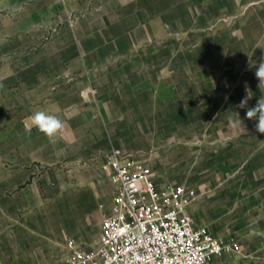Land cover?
I'll return each instance as SVG.
<instances>
[{
  "label": "crops",
  "instance_id": "obj_1",
  "mask_svg": "<svg viewBox=\"0 0 264 264\" xmlns=\"http://www.w3.org/2000/svg\"><path fill=\"white\" fill-rule=\"evenodd\" d=\"M85 1L71 0L72 8ZM60 2L0 0V264H65L67 239L97 243L112 205V185L85 161L116 146L115 72L121 77L130 64L111 55L130 54L131 48L111 52L82 43L99 37L88 25L90 13L76 29H56L67 14ZM244 2L218 0L217 5L237 9ZM262 6L253 21L264 25ZM87 85L98 91L86 97ZM38 110L64 122L56 143L36 128L26 131ZM261 139L245 144L251 153L235 161L234 175L193 180L197 197L189 210L195 224L240 243L239 251L215 255L212 264H264Z\"/></svg>",
  "mask_w": 264,
  "mask_h": 264
},
{
  "label": "rangeland",
  "instance_id": "obj_2",
  "mask_svg": "<svg viewBox=\"0 0 264 264\" xmlns=\"http://www.w3.org/2000/svg\"><path fill=\"white\" fill-rule=\"evenodd\" d=\"M60 1L67 14L56 29H76L90 13L93 22L83 27L93 24L99 37L82 43L111 52L131 48L130 54L111 55L130 64L122 78L115 72L116 146L99 151L87 164L107 180L100 163L118 150L147 164L160 185L185 184L193 201V180L235 174V161L251 153L245 144L264 138L257 120L246 119V109L236 107L246 89L252 94L249 107L261 96L255 71L264 56V25L253 16L264 0H245L237 9L219 6L218 0H89L76 9L71 0ZM97 89L87 85L82 93L89 97ZM234 111L244 127L230 123L238 120ZM216 236L239 244L238 250L224 252L240 250L235 238Z\"/></svg>",
  "mask_w": 264,
  "mask_h": 264
},
{
  "label": "built area",
  "instance_id": "obj_3",
  "mask_svg": "<svg viewBox=\"0 0 264 264\" xmlns=\"http://www.w3.org/2000/svg\"><path fill=\"white\" fill-rule=\"evenodd\" d=\"M100 171L113 187L99 241L79 244L69 238L65 264H212L239 244L195 224L189 210L193 191L183 183L160 185L142 161L114 150Z\"/></svg>",
  "mask_w": 264,
  "mask_h": 264
},
{
  "label": "clouds",
  "instance_id": "obj_4",
  "mask_svg": "<svg viewBox=\"0 0 264 264\" xmlns=\"http://www.w3.org/2000/svg\"><path fill=\"white\" fill-rule=\"evenodd\" d=\"M255 77L258 80L257 87L261 92V96L257 100L255 106H248L249 100L252 99V94L246 89L247 95L241 99L236 107L246 109V119L257 120L255 125L256 130L264 134V56H261L258 66L256 67ZM234 113L238 117V120H230V123L233 126H243V121L240 119L239 113L235 111ZM29 120L30 124L26 126V131L30 134L32 128H36L50 143H56L64 130V122L58 116L43 110L35 111L29 117Z\"/></svg>",
  "mask_w": 264,
  "mask_h": 264
}]
</instances>
